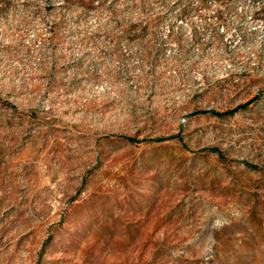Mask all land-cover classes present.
I'll return each mask as SVG.
<instances>
[{"label": "rangeland", "instance_id": "rangeland-1", "mask_svg": "<svg viewBox=\"0 0 264 264\" xmlns=\"http://www.w3.org/2000/svg\"><path fill=\"white\" fill-rule=\"evenodd\" d=\"M0 264H264V0H0Z\"/></svg>", "mask_w": 264, "mask_h": 264}, {"label": "trees", "instance_id": "trees-1", "mask_svg": "<svg viewBox=\"0 0 264 264\" xmlns=\"http://www.w3.org/2000/svg\"><path fill=\"white\" fill-rule=\"evenodd\" d=\"M203 2H206V0H203ZM229 2V1H228ZM258 97V95H255L253 96L251 99H249L248 101H246L245 103L239 105V106H236L235 108L233 109H230V110H226L225 112H220V111H213L215 112L216 114H223V113H233L234 111H236L237 109H239L240 107H246L248 106L252 101H254L256 98Z\"/></svg>", "mask_w": 264, "mask_h": 264}]
</instances>
